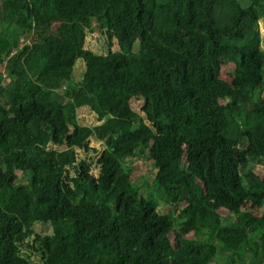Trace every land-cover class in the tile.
<instances>
[{
	"label": "trees",
	"instance_id": "obj_1",
	"mask_svg": "<svg viewBox=\"0 0 264 264\" xmlns=\"http://www.w3.org/2000/svg\"><path fill=\"white\" fill-rule=\"evenodd\" d=\"M261 20L264 0H0V264H264Z\"/></svg>",
	"mask_w": 264,
	"mask_h": 264
},
{
	"label": "rangeland",
	"instance_id": "obj_2",
	"mask_svg": "<svg viewBox=\"0 0 264 264\" xmlns=\"http://www.w3.org/2000/svg\"><path fill=\"white\" fill-rule=\"evenodd\" d=\"M249 36H247V39L253 43L255 46H257L259 49L264 51V20H261L258 24H255V26H252L251 29H249ZM95 34V35H92ZM97 34L96 30L90 34L89 42H87L88 48H91L93 50H97L98 52H102L99 46L97 45ZM96 38V39H95ZM28 43V42H27ZM96 44V45H95ZM0 71L4 72V67H0ZM222 75L223 78L227 80L233 79L237 73L235 71V64L234 62H229L223 64L222 67ZM142 104L139 102H134L133 108L137 111L140 112ZM221 107H225L226 103L224 101H221L219 104ZM80 124L82 125H94L98 126L96 128L95 133L97 134L98 139L92 138L90 141L92 149H96L97 152L103 151L104 148L101 144V139L106 140V136L108 135V124L103 123V122H97V116L91 112L89 109H82L78 112ZM97 152H90L92 153L91 155L97 153ZM89 153V154H90ZM79 156L85 158L87 154L80 152ZM130 162L132 163L133 171H132V180L137 182V184H143L146 182L147 177H148V183H152L154 174H155V167L154 163L152 161L147 160L146 158H139V157H134L130 159ZM257 171L260 173L261 171L257 168ZM95 175L99 174V170L93 169L92 171ZM18 178V180L23 179V174L21 172H17L15 179ZM162 211L165 210V208L161 209ZM167 211V210H166Z\"/></svg>",
	"mask_w": 264,
	"mask_h": 264
}]
</instances>
